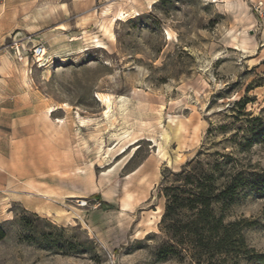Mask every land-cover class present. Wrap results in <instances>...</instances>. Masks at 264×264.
Instances as JSON below:
<instances>
[{
	"label": "rangeland",
	"instance_id": "374dc122",
	"mask_svg": "<svg viewBox=\"0 0 264 264\" xmlns=\"http://www.w3.org/2000/svg\"><path fill=\"white\" fill-rule=\"evenodd\" d=\"M262 110L264 0H0V264H191L160 224L199 158L244 172L264 264Z\"/></svg>",
	"mask_w": 264,
	"mask_h": 264
},
{
	"label": "trees",
	"instance_id": "16d2710c",
	"mask_svg": "<svg viewBox=\"0 0 264 264\" xmlns=\"http://www.w3.org/2000/svg\"><path fill=\"white\" fill-rule=\"evenodd\" d=\"M248 103L247 98H242L234 106L243 111ZM263 114L264 110L258 116L249 115L247 120L255 126L247 130L254 139L264 140ZM214 156L225 157L219 152ZM227 164L220 159L207 163L200 158L190 160L174 173L173 184L165 186L166 205L160 226L168 241L159 252L161 260L170 255H183V260L191 264H240L243 259H251L244 236L245 220L229 221L227 217L248 180L243 171L234 167L227 170ZM5 237L0 226V240ZM255 259L263 261L264 257Z\"/></svg>",
	"mask_w": 264,
	"mask_h": 264
},
{
	"label": "built area",
	"instance_id": "2783aa9c",
	"mask_svg": "<svg viewBox=\"0 0 264 264\" xmlns=\"http://www.w3.org/2000/svg\"><path fill=\"white\" fill-rule=\"evenodd\" d=\"M32 56L36 61V64H40L43 61L44 57L46 56V51L44 47L40 45L35 46Z\"/></svg>",
	"mask_w": 264,
	"mask_h": 264
}]
</instances>
